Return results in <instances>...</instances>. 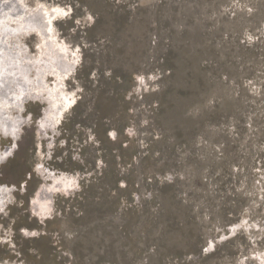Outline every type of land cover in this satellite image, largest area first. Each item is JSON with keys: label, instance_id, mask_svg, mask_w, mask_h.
Here are the masks:
<instances>
[{"label": "rangeland", "instance_id": "rangeland-1", "mask_svg": "<svg viewBox=\"0 0 264 264\" xmlns=\"http://www.w3.org/2000/svg\"><path fill=\"white\" fill-rule=\"evenodd\" d=\"M26 2L67 14L44 45L43 27L11 45L0 19V82L11 62L76 100L56 127L47 97L9 100L0 264H264V0ZM38 167L77 177L44 218Z\"/></svg>", "mask_w": 264, "mask_h": 264}, {"label": "bare ground", "instance_id": "bare-ground-1", "mask_svg": "<svg viewBox=\"0 0 264 264\" xmlns=\"http://www.w3.org/2000/svg\"><path fill=\"white\" fill-rule=\"evenodd\" d=\"M66 14V11L62 10H56L54 13H47L44 12L43 9L39 8V6L37 7V9L30 8L26 0H0V19L10 33L9 39L11 45H15V42L17 41L20 42L21 36L25 35L29 29L40 30L41 27H43L47 33L43 32L42 30V39L40 45L48 44L50 41L49 32L52 25L55 21L62 20L64 18V15ZM11 23H21L22 27L14 28L13 26H11ZM26 23H28L29 26H27ZM23 31H25L23 34L15 37V35ZM65 54L66 50L64 48H59L54 52L46 50L42 55L46 58H53V56L55 55L62 58ZM47 65L51 66L52 64L48 63L46 64V67H48ZM29 71L30 70L27 68V66L21 65L17 69L16 66L13 65V63L8 62L7 72L5 75L7 81L6 83L5 81L0 82V132L3 129L2 126H4L6 127V131H2L3 134L16 139H19L18 137L22 134L21 129L24 125V119L19 116H16L14 118V116L7 114V108L13 113L14 110L17 109V105H13V103L8 104L9 100L14 101L23 99V101L25 100L26 102H28L30 99L39 97L40 100H43L47 97L51 101V108H49L46 114V119L51 120L53 127H56V122H58L63 114L74 105L76 100L75 96H70V94L66 92L62 94L63 87L61 86V84L57 83L54 87H51L50 96H37L38 90L33 85V83H30V80H28ZM46 73L47 71L43 72L42 70H39V80L36 81L37 88H39V86L46 87L49 84L46 81ZM16 80H19L21 83L19 84ZM6 89L8 90V92L6 91ZM11 93L15 96H5L8 94L11 95ZM53 103H55L54 109H52ZM5 104L7 106L3 107ZM20 111H22V108L20 109ZM36 172H38L44 178L45 182L48 180L53 182L52 184L42 183L39 187L36 188L34 195H32L29 199L31 210L33 211V213H35V215L39 216L40 218H44L47 217L48 214L55 211L54 207L52 206V202H49V199L46 200V198H50L48 197L49 195H47V193H50V195L52 194V196L53 193L56 192L64 191L65 193H67L69 189H73L77 177L73 174H69L68 172H53L42 167H38L36 169ZM14 188L15 187L13 186H0V211L4 210L7 205L9 206L15 202V197L12 193ZM27 234L30 235L29 233ZM210 249L211 247L209 248V250ZM261 258H264V256H261Z\"/></svg>", "mask_w": 264, "mask_h": 264}, {"label": "water", "instance_id": "water-1", "mask_svg": "<svg viewBox=\"0 0 264 264\" xmlns=\"http://www.w3.org/2000/svg\"><path fill=\"white\" fill-rule=\"evenodd\" d=\"M22 109H25V106H23ZM19 137H20V136H19ZM19 137H18V138H19ZM18 142H19V141H18L16 138H13V144H15L14 146H16L17 148H18ZM34 192H35V191H34ZM34 192H33V194H34Z\"/></svg>", "mask_w": 264, "mask_h": 264}]
</instances>
